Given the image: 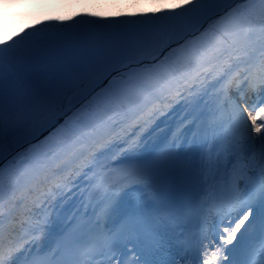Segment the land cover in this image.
Segmentation results:
<instances>
[{"label":"snow or ice","instance_id":"snow-or-ice-1","mask_svg":"<svg viewBox=\"0 0 264 264\" xmlns=\"http://www.w3.org/2000/svg\"><path fill=\"white\" fill-rule=\"evenodd\" d=\"M223 3L33 0L0 18V264H264V0ZM179 101L195 131L141 152ZM81 176L119 227L80 218L25 247Z\"/></svg>","mask_w":264,"mask_h":264},{"label":"bare ground","instance_id":"bare-ground-1","mask_svg":"<svg viewBox=\"0 0 264 264\" xmlns=\"http://www.w3.org/2000/svg\"><path fill=\"white\" fill-rule=\"evenodd\" d=\"M22 2L25 3V5H27L29 3H32L33 0H24ZM169 2H171V0H169ZM13 4H15V6L13 8H8L5 14L8 13L9 15H11L13 12L22 10L23 6H25L24 4L18 3V2H15ZM32 20L35 23H39V21L36 20L35 17H32ZM25 22H26L25 20L18 21V23H25ZM190 111H191L190 108H187V107L184 106V104H182L179 107V112H178L177 116L175 117L174 121H171V118H173L174 116H172L170 119H167V121H166L167 122V125L165 126V128L163 129V131L166 130V127L168 126V124H170L172 122L175 125L176 129L180 126V123L183 122V124L185 125V128H184L185 131H188V129H192V131H195V129L193 128V116L189 115V112ZM197 112H199V110H197ZM28 131H29L28 129H22L20 131V133L18 134V136L14 139V142L12 144V148L11 149H6L4 155H8V152L9 151H13L16 148H20L21 150L22 149L24 150V148H26V145H24V143H27V142H26V140H24V142H23L21 140V138L23 139L25 136H28ZM161 132H158V133H146L145 132V133H143L142 137H143V139H145V142H148L150 140H153L155 138H158L160 136ZM28 137L32 139V137H30V136H28ZM191 137H192V132H188V139L191 140ZM210 145H212L213 147H215V145L213 144V141L212 140H209L208 141V144L204 145L200 149V151L201 152H207ZM181 147L182 148H187L188 145L187 144H182ZM140 151L141 152L142 151H145L144 144L142 145ZM214 158H215V154L213 153V159ZM198 159H199V156L197 155V160Z\"/></svg>","mask_w":264,"mask_h":264},{"label":"rangeland","instance_id":"rangeland-1","mask_svg":"<svg viewBox=\"0 0 264 264\" xmlns=\"http://www.w3.org/2000/svg\"><path fill=\"white\" fill-rule=\"evenodd\" d=\"M239 2V0H224V3L221 5V7H224V6H227L228 4H233V5H235L234 6V8H236L237 7V3ZM169 3H171V2H169ZM235 3V4H234ZM208 23H213V21H208ZM205 27H207V24H205ZM29 136V135H28ZM28 136H25L23 139L21 138V140L24 142V140H26V142H27V139H30ZM26 138V139H25ZM25 144H27V143H25ZM28 145V144H27ZM28 147V146H27ZM26 147V148H27Z\"/></svg>","mask_w":264,"mask_h":264},{"label":"clouds","instance_id":"clouds-1","mask_svg":"<svg viewBox=\"0 0 264 264\" xmlns=\"http://www.w3.org/2000/svg\"><path fill=\"white\" fill-rule=\"evenodd\" d=\"M10 3H12V0H0V18H2L7 11L5 5H8Z\"/></svg>","mask_w":264,"mask_h":264}]
</instances>
